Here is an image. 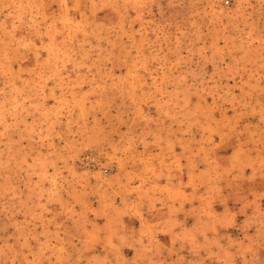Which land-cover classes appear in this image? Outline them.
<instances>
[{
	"label": "rangeland",
	"instance_id": "374dc122",
	"mask_svg": "<svg viewBox=\"0 0 264 264\" xmlns=\"http://www.w3.org/2000/svg\"><path fill=\"white\" fill-rule=\"evenodd\" d=\"M0 264H264V0H0Z\"/></svg>",
	"mask_w": 264,
	"mask_h": 264
}]
</instances>
